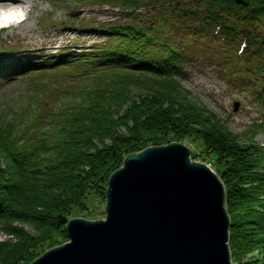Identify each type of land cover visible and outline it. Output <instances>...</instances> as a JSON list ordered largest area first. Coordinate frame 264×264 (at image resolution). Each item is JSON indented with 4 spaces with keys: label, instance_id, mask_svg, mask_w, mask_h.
<instances>
[{
    "label": "trees",
    "instance_id": "obj_1",
    "mask_svg": "<svg viewBox=\"0 0 264 264\" xmlns=\"http://www.w3.org/2000/svg\"><path fill=\"white\" fill-rule=\"evenodd\" d=\"M105 2L126 14L96 25L101 41L76 53L64 47L32 64L13 62L30 71L62 64L79 77L42 85L43 73L31 71L34 87L8 104L9 112L0 111V229L16 236L0 241V264H28L67 241L73 209H86L93 195L105 201L109 177L128 154L187 137L223 181L233 264H262L264 144L254 138L258 127L233 132L182 77L198 35L235 39L237 47L243 43L239 56L263 80L257 95L263 101L264 0ZM19 49H0V57ZM23 71L9 77H23Z\"/></svg>",
    "mask_w": 264,
    "mask_h": 264
},
{
    "label": "water",
    "instance_id": "obj_2",
    "mask_svg": "<svg viewBox=\"0 0 264 264\" xmlns=\"http://www.w3.org/2000/svg\"><path fill=\"white\" fill-rule=\"evenodd\" d=\"M190 154L181 141L128 154L105 218L72 217L69 239L28 264H232L223 181Z\"/></svg>",
    "mask_w": 264,
    "mask_h": 264
},
{
    "label": "rangeland",
    "instance_id": "obj_3",
    "mask_svg": "<svg viewBox=\"0 0 264 264\" xmlns=\"http://www.w3.org/2000/svg\"><path fill=\"white\" fill-rule=\"evenodd\" d=\"M105 1L34 0L36 4L31 10L29 23L34 26L35 31L32 30V36L21 38L19 42L15 41L17 37H13L15 31L13 32L8 26L1 27L0 49H20L19 52L13 53L14 57H0V68H2L0 71V111L3 109L5 113L9 112L8 104H15V100L20 98L30 86L34 87L32 81H37V76L34 79L30 78L34 73H43L41 77H38L41 82L45 78L46 82H42V85L53 82L54 84H68L79 77L77 74H67L68 71L61 68L62 64L44 65L48 68L31 70L33 73L25 70L21 65H14L13 62H26L29 59V64H32L33 59H43L45 54L50 55L64 47L76 53L80 48L83 49V47L101 41V32L96 25L111 18H124L126 14V10L107 5L109 3ZM76 8L79 9L76 10ZM83 25H89L91 28H82ZM7 34L11 38L6 37ZM21 34H23L22 31H20ZM197 37L199 39L194 43L189 61L185 64V73L182 77L184 85L233 132L243 135L253 126H257L254 138L264 144V100L260 101L257 97L262 91L263 80L257 72H251L254 67L251 61L239 56L242 53L243 43L237 47L235 39L221 40L216 36L205 35ZM5 63L7 66L3 65ZM66 63L65 65H70L69 61ZM20 70H24L23 77L19 75L9 77L10 74ZM173 141H181L189 145L191 159L204 162L214 169L211 162L205 161L198 154L199 145L190 137ZM88 202L86 209L81 210L83 212L74 208L72 213L88 219L105 218L106 200L96 199L93 195L91 201L88 200ZM11 224L21 227L24 225L31 230L30 225H25L20 221L19 223L12 221ZM7 238L15 239L16 236L0 229V241Z\"/></svg>",
    "mask_w": 264,
    "mask_h": 264
},
{
    "label": "bare ground",
    "instance_id": "obj_4",
    "mask_svg": "<svg viewBox=\"0 0 264 264\" xmlns=\"http://www.w3.org/2000/svg\"><path fill=\"white\" fill-rule=\"evenodd\" d=\"M35 4L36 3L34 2V0H0V8H3L5 10H16L23 12L22 19L13 20L7 25L8 27H10V29L13 32L15 31L13 37H17L15 40L16 42L21 41V38L25 39L28 35L30 36L33 35V31L35 30H34V26L29 23L30 21L29 19L32 15L31 10ZM78 9L79 8H76V10ZM17 29L18 31L16 32ZM20 31H22L23 34L20 35ZM6 37L11 38L8 34ZM12 55L9 56L12 57ZM230 258H231V254H230Z\"/></svg>",
    "mask_w": 264,
    "mask_h": 264
},
{
    "label": "clouds",
    "instance_id": "obj_5",
    "mask_svg": "<svg viewBox=\"0 0 264 264\" xmlns=\"http://www.w3.org/2000/svg\"><path fill=\"white\" fill-rule=\"evenodd\" d=\"M0 13L3 14V22L0 23V27L7 26L11 21H13V15L17 14L16 10H5L0 8Z\"/></svg>",
    "mask_w": 264,
    "mask_h": 264
},
{
    "label": "snow or ice",
    "instance_id": "obj_6",
    "mask_svg": "<svg viewBox=\"0 0 264 264\" xmlns=\"http://www.w3.org/2000/svg\"><path fill=\"white\" fill-rule=\"evenodd\" d=\"M23 18V12L17 11V14L13 15V20L22 19ZM3 22V14L0 13V23Z\"/></svg>",
    "mask_w": 264,
    "mask_h": 264
}]
</instances>
